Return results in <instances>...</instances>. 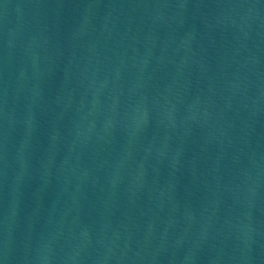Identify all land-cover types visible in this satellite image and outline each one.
Here are the masks:
<instances>
[{
	"label": "water",
	"instance_id": "1",
	"mask_svg": "<svg viewBox=\"0 0 264 264\" xmlns=\"http://www.w3.org/2000/svg\"><path fill=\"white\" fill-rule=\"evenodd\" d=\"M0 264H264V0H0Z\"/></svg>",
	"mask_w": 264,
	"mask_h": 264
}]
</instances>
